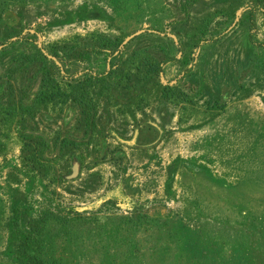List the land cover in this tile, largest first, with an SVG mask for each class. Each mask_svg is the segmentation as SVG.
Returning <instances> with one entry per match:
<instances>
[{"label":"rangeland","instance_id":"obj_1","mask_svg":"<svg viewBox=\"0 0 264 264\" xmlns=\"http://www.w3.org/2000/svg\"><path fill=\"white\" fill-rule=\"evenodd\" d=\"M255 2L0 0V92L25 53L62 59L64 76L120 65L109 88L97 91L99 81L89 92L118 122L126 103L128 143L106 138L114 154L103 159L98 137L77 134L73 151L32 158L0 110V264H20L17 226L45 264H264V12ZM99 37L122 40V57ZM74 44L83 58L66 54ZM167 56L158 75L142 68Z\"/></svg>","mask_w":264,"mask_h":264},{"label":"flooded vegetation","instance_id":"obj_2","mask_svg":"<svg viewBox=\"0 0 264 264\" xmlns=\"http://www.w3.org/2000/svg\"><path fill=\"white\" fill-rule=\"evenodd\" d=\"M20 40L16 38L13 42L19 43ZM26 49L27 46L23 44V49L19 48L18 50L25 53ZM40 52L46 59L45 64L42 62V58H38L37 55L31 56L25 53L20 57L18 60L20 64L17 65L19 67L23 66V70H12V78L7 80L9 81L7 90L3 88L0 92L2 117L13 120L14 131L23 140L25 151L31 153L30 157L39 155L42 158H46L47 154L54 150L57 153L56 156H58L64 150L73 151L77 146L78 142H74V135L89 136L94 134V137L99 138L98 142L104 154L102 158H106L110 153L114 154V148L110 146V142L106 138H111L117 147H122L124 144L116 137L122 139L125 136L126 103L118 95L120 101L114 111L118 112L119 122L117 119H113L112 110L109 112V109H107L109 105L105 103L90 105L89 116L85 118L80 111V106L74 103L71 98H64L62 90L63 83L72 88L78 80L87 78L88 75L99 77L98 80L103 81L106 74L111 71L108 70L96 75L87 69L82 75L64 76L60 67V62L63 60L60 59L59 62L56 57L49 58L48 56L50 55L45 54L42 50ZM21 62H23V65ZM28 64L31 66L30 68ZM115 67L113 66L112 69ZM45 70L48 75L45 74ZM117 77L114 80L121 83L122 74ZM98 82L95 84H98ZM103 85L105 84H101L100 87ZM98 88L97 91L100 90ZM125 89L126 87H124ZM112 105L110 104V106ZM139 109L141 110L136 105L135 110L138 112ZM145 124L150 129L158 130L155 125H159L151 119H145ZM109 125L113 128L105 130ZM131 127H133L131 131V138H133L137 128ZM112 133L117 136L115 137ZM138 136L136 135V140ZM56 156L54 157L56 158ZM118 156L122 157V152H118Z\"/></svg>","mask_w":264,"mask_h":264},{"label":"trees","instance_id":"obj_3","mask_svg":"<svg viewBox=\"0 0 264 264\" xmlns=\"http://www.w3.org/2000/svg\"><path fill=\"white\" fill-rule=\"evenodd\" d=\"M256 2L252 4V8L251 9H261L264 12V0H255ZM249 16L253 17V12L252 10H249ZM99 40L102 41L104 44L101 45V47H108L111 51V53H115L118 52V57H122V50H125L126 46L121 47L122 44V40L118 39V38H110V37H99ZM81 42H84V40L82 39ZM106 43V44H105ZM78 45V44H77ZM71 45V46H67L68 50L66 52V54H71L72 57L76 56L75 58H83L84 56L82 54H84L83 52L84 49V45ZM85 45H89L91 46V44H85ZM174 45H172L173 47ZM174 49V47H173ZM38 58H42V62L45 64L46 59L45 57L41 54L40 51H38L37 53ZM69 56V55H68ZM70 57V56H69ZM174 57L173 56H167L164 60L159 61L153 64V62L148 61V57L143 58V60H141L140 62L143 64L142 68L146 69V72H151V73H155V75H158L161 72V65L173 60ZM152 61V60H151ZM116 69H112L110 70L111 72H109L108 74H106L104 80L102 81L103 83H105V85L99 87L100 90L102 91L103 88H109L110 86V80L112 78V75H115L117 72L122 71L120 65H116L115 67ZM90 74V72H88ZM45 74L48 75L47 71L45 70ZM117 77V76H116ZM137 78V77H136ZM99 77H94L91 75H88L87 78L78 80L70 89L71 91L69 93H64L63 97H69L71 98V100L78 104L80 106V111L83 114V116L85 118H87L89 116V108L90 105H93V101L94 99H90V93L89 92L90 89L94 90V85L96 82H98ZM106 79H108V81L106 82ZM138 79H141L144 84L148 83L146 81L145 76L143 77H139ZM98 88V89H99ZM92 97V96H91ZM33 158V156H32ZM17 247H16V257L19 261L20 264H45L44 261L33 251V246H34V239L33 237L26 233L23 232L21 229L18 228L17 226Z\"/></svg>","mask_w":264,"mask_h":264},{"label":"water","instance_id":"obj_4","mask_svg":"<svg viewBox=\"0 0 264 264\" xmlns=\"http://www.w3.org/2000/svg\"><path fill=\"white\" fill-rule=\"evenodd\" d=\"M134 36H135V35H131V36H129L128 38H126V39L124 40L123 44H126V43H127L129 40H131ZM171 38H172L173 40H176L174 36H171ZM155 127H156L158 130H160V128H159L157 125H155ZM116 138H117L119 141H122V142L126 143V141H124V140H120L118 137H116ZM134 139H136V132H135V134H134V136H133V139H132V141L130 142V144H132V143L134 142ZM126 144H128V143H126ZM77 175H78V165L76 164V165H74V167H73L72 170H71V173L66 177V179H68V180L75 179V178L77 177ZM100 202H102V200L99 201L98 203H100Z\"/></svg>","mask_w":264,"mask_h":264},{"label":"crops","instance_id":"obj_5","mask_svg":"<svg viewBox=\"0 0 264 264\" xmlns=\"http://www.w3.org/2000/svg\"><path fill=\"white\" fill-rule=\"evenodd\" d=\"M13 122V121H12ZM11 122V123H12ZM13 124V123H12ZM13 127V126H12ZM14 128V127H13ZM115 137L117 136L115 133H112ZM14 135L16 136V137H18V139L20 140V142H22L23 143V140L21 139V137L18 135V134H16L15 133V131H14ZM119 138V137H118ZM120 140H122L121 138H119ZM24 144V143H23Z\"/></svg>","mask_w":264,"mask_h":264}]
</instances>
